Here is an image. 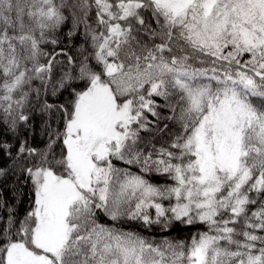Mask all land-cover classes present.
<instances>
[{"label": "snow or ice", "instance_id": "1", "mask_svg": "<svg viewBox=\"0 0 264 264\" xmlns=\"http://www.w3.org/2000/svg\"><path fill=\"white\" fill-rule=\"evenodd\" d=\"M0 264H264V0H0Z\"/></svg>", "mask_w": 264, "mask_h": 264}, {"label": "trees", "instance_id": "2", "mask_svg": "<svg viewBox=\"0 0 264 264\" xmlns=\"http://www.w3.org/2000/svg\"><path fill=\"white\" fill-rule=\"evenodd\" d=\"M70 27H71V22L69 21L66 24V26L63 27V32H67ZM60 38L62 40L61 47H65L66 50L72 55H76L77 48L81 44H83V40L79 36L75 37L71 41V43L63 35H61ZM61 100H63V97L61 98ZM158 102L162 103V101H160V100H158ZM161 112L163 115L169 114L167 109H161ZM149 119H154V118L149 116ZM164 123H169L170 127H173L171 125V122H168V121H162L159 126L162 128ZM142 135H146V134L142 133ZM168 139H169V137L167 135H164L162 138H160L158 136V138L154 141V143H156L157 146H160L161 144H163ZM45 141H46V137H42L40 135L39 127H37V131H36L35 135L30 137V141H29L30 146L38 148V149L43 148ZM13 153H15V148L13 149ZM29 162L30 163L33 162L32 158H29ZM5 163L11 164V161H5ZM114 163L119 168H131V170L133 172L139 171V169L137 167L126 165L122 161H114ZM146 178H148L154 184H161V183L165 182V179L163 177L155 175V174H149L146 176ZM5 183L8 186L7 189L4 191L5 199H7L13 195V190H19V191H22L24 193L23 203L19 207L20 213L22 215L26 209V206H27L29 200H30V195H29L30 189H31L30 183H26L24 176H22L18 171L16 172V174L14 176H11L9 178V180L6 181ZM101 222L102 223H109V224L112 223L106 217H103V216L101 217ZM117 226L124 229L125 231L136 232V233L140 234L141 236L145 237L146 239L154 240L156 242H159L164 238L177 239V240L186 239L191 232H194L197 230L195 228L182 227V226H178L176 228L168 229V230L161 229L159 226H153L150 228H145L140 223L133 222V221H124L122 223H119ZM201 230H204V229L202 228Z\"/></svg>", "mask_w": 264, "mask_h": 264}]
</instances>
